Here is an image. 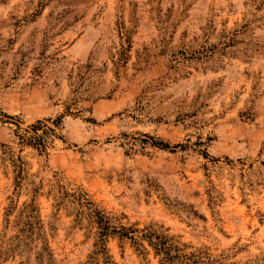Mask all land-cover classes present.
<instances>
[{
    "label": "rangeland",
    "instance_id": "374dc122",
    "mask_svg": "<svg viewBox=\"0 0 264 264\" xmlns=\"http://www.w3.org/2000/svg\"><path fill=\"white\" fill-rule=\"evenodd\" d=\"M148 232L264 264V0H0V264H160Z\"/></svg>",
    "mask_w": 264,
    "mask_h": 264
},
{
    "label": "trees",
    "instance_id": "16d2710c",
    "mask_svg": "<svg viewBox=\"0 0 264 264\" xmlns=\"http://www.w3.org/2000/svg\"><path fill=\"white\" fill-rule=\"evenodd\" d=\"M39 126H31L28 136H24V141L32 143L33 146L39 150L46 148V136L47 134H54V129L43 125L42 122L36 123ZM40 132V133H39ZM107 225L102 224L101 229L107 231ZM120 237H127L128 232H120ZM143 239H147L148 245L154 250L156 256L160 257V264H203L202 258L194 253H185L180 249L184 248V245L178 244L173 237H167L164 235H157L152 232L144 234ZM134 243L139 245L145 250L144 246L137 242L134 238H130ZM104 247V245H103ZM102 249V248H101ZM104 249V248H103Z\"/></svg>",
    "mask_w": 264,
    "mask_h": 264
}]
</instances>
